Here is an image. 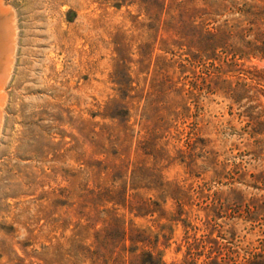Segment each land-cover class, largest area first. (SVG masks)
Here are the masks:
<instances>
[{
	"label": "rangeland",
	"instance_id": "374dc122",
	"mask_svg": "<svg viewBox=\"0 0 264 264\" xmlns=\"http://www.w3.org/2000/svg\"><path fill=\"white\" fill-rule=\"evenodd\" d=\"M0 2V264H264V0Z\"/></svg>",
	"mask_w": 264,
	"mask_h": 264
},
{
	"label": "bare ground",
	"instance_id": "6f19581e",
	"mask_svg": "<svg viewBox=\"0 0 264 264\" xmlns=\"http://www.w3.org/2000/svg\"><path fill=\"white\" fill-rule=\"evenodd\" d=\"M6 9L0 2V123L2 105L5 98L3 88L10 74L15 49V29L10 14L7 11L8 9Z\"/></svg>",
	"mask_w": 264,
	"mask_h": 264
},
{
	"label": "trees",
	"instance_id": "16d2710c",
	"mask_svg": "<svg viewBox=\"0 0 264 264\" xmlns=\"http://www.w3.org/2000/svg\"><path fill=\"white\" fill-rule=\"evenodd\" d=\"M147 264H159V262L154 261L152 256L150 255L149 258H148V263Z\"/></svg>",
	"mask_w": 264,
	"mask_h": 264
}]
</instances>
